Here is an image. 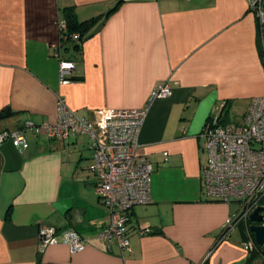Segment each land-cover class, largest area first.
I'll return each mask as SVG.
<instances>
[{
  "label": "crops",
  "instance_id": "obj_1",
  "mask_svg": "<svg viewBox=\"0 0 264 264\" xmlns=\"http://www.w3.org/2000/svg\"><path fill=\"white\" fill-rule=\"evenodd\" d=\"M66 9L79 21L100 17L78 50L57 47ZM257 37L248 0H0V132L22 130L28 142L0 146V264H248L249 228H225L239 206L205 194L201 133L225 102L243 114L264 96ZM60 61L75 64L67 84ZM160 84L172 94L151 104L138 139L153 164L151 200L132 209L121 251L96 239L109 213L95 194L88 136L49 138L41 127L55 123L57 96L92 118L143 108ZM41 227H71L86 247L40 250ZM258 258L264 264L262 252L252 264Z\"/></svg>",
  "mask_w": 264,
  "mask_h": 264
},
{
  "label": "built area",
  "instance_id": "obj_2",
  "mask_svg": "<svg viewBox=\"0 0 264 264\" xmlns=\"http://www.w3.org/2000/svg\"><path fill=\"white\" fill-rule=\"evenodd\" d=\"M248 8L258 20L260 60L264 67L263 0H248ZM59 29L65 32V23ZM72 38L76 40L78 35ZM74 67L71 61H60V84L70 81ZM171 94L168 85L160 84L153 88L143 108L101 111L92 118L76 116L65 99L57 96L55 123L41 127L49 138L65 139L70 134L88 136L89 171L95 178V194L109 213L108 222L96 239L107 245L114 244L121 251L129 246L128 222L132 209L151 200L153 164L139 153V133L151 104ZM241 115L235 122H223L222 113L211 116L201 133L208 153L207 163L201 169L206 196L226 203L236 202L239 206L227 221L226 231L248 222L249 215L259 207L264 208V96L252 98ZM23 129L35 134L39 131L31 121H25ZM6 141L20 150L28 148L22 130L0 132V146ZM150 233L149 229L139 232L140 235ZM38 238L40 250L59 243L73 252H81L86 247L85 240L71 227L59 230L41 227ZM243 247L248 253L258 249L250 231Z\"/></svg>",
  "mask_w": 264,
  "mask_h": 264
},
{
  "label": "trees",
  "instance_id": "obj_3",
  "mask_svg": "<svg viewBox=\"0 0 264 264\" xmlns=\"http://www.w3.org/2000/svg\"><path fill=\"white\" fill-rule=\"evenodd\" d=\"M121 1H118L113 8H111L109 10V12L105 15V17L109 16L111 13H113V11L116 10V8L118 7V5L120 4ZM64 21L63 23H65L66 25V31L65 32H60L59 35V42L57 47H65L67 48V46L71 45L73 49L78 50L81 48V44L83 43V41L86 39L87 36H89V30L91 25L94 23V21H96L98 18L97 17L95 19H91V20H87V21H79L75 15V13L71 10V9H66L64 11ZM256 25H257V36L259 35V24H258V20L256 18ZM73 35H78V38L76 40H74L72 38ZM257 47H258V52H259V56L261 57V45H260V41H259V37H257ZM72 79V77L70 78V80ZM231 106V102L227 101L223 104V109H222V121H228V114H229V108ZM6 115V113H0V119L4 118ZM211 117H209L206 121V123L210 120ZM241 226V230H242V234H244V229L245 227L249 228V222H241L239 223ZM248 232V230H247ZM251 236L252 233H251ZM259 253H261L260 247H258L257 250L249 253L248 256V264H252L254 258L256 255H258Z\"/></svg>",
  "mask_w": 264,
  "mask_h": 264
},
{
  "label": "water",
  "instance_id": "obj_4",
  "mask_svg": "<svg viewBox=\"0 0 264 264\" xmlns=\"http://www.w3.org/2000/svg\"><path fill=\"white\" fill-rule=\"evenodd\" d=\"M263 214H260V213ZM248 222L251 223L249 231L252 233L255 244L260 247L262 254H264V208H257L251 215L248 216Z\"/></svg>",
  "mask_w": 264,
  "mask_h": 264
},
{
  "label": "rangeland",
  "instance_id": "obj_5",
  "mask_svg": "<svg viewBox=\"0 0 264 264\" xmlns=\"http://www.w3.org/2000/svg\"><path fill=\"white\" fill-rule=\"evenodd\" d=\"M259 34V33H258ZM259 37V36H258ZM242 109L241 108H238V107H233L230 111H229V114L227 116L228 118V121H231V122H235L237 121L242 115ZM233 204H235L236 202H232ZM235 205L238 206V203H236ZM260 262V259L258 258L257 260V263ZM256 264V263H255ZM261 264V262H260Z\"/></svg>",
  "mask_w": 264,
  "mask_h": 264
}]
</instances>
